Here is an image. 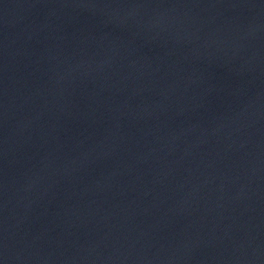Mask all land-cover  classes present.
I'll use <instances>...</instances> for the list:
<instances>
[{
  "label": "water",
  "instance_id": "obj_1",
  "mask_svg": "<svg viewBox=\"0 0 264 264\" xmlns=\"http://www.w3.org/2000/svg\"><path fill=\"white\" fill-rule=\"evenodd\" d=\"M0 264H264V0H0Z\"/></svg>",
  "mask_w": 264,
  "mask_h": 264
}]
</instances>
